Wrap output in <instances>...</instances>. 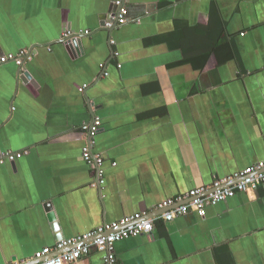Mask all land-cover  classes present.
Instances as JSON below:
<instances>
[{
  "label": "crops",
  "instance_id": "1",
  "mask_svg": "<svg viewBox=\"0 0 264 264\" xmlns=\"http://www.w3.org/2000/svg\"><path fill=\"white\" fill-rule=\"evenodd\" d=\"M128 10V24L108 29L112 0H0V57L33 49L24 73L35 83L0 65V153L29 152L0 166V264L264 160V0H130ZM84 31L71 54L62 37ZM95 117L101 190L82 158L81 127ZM116 256L264 264V185L159 220L152 234L117 243Z\"/></svg>",
  "mask_w": 264,
  "mask_h": 264
},
{
  "label": "built area",
  "instance_id": "2",
  "mask_svg": "<svg viewBox=\"0 0 264 264\" xmlns=\"http://www.w3.org/2000/svg\"><path fill=\"white\" fill-rule=\"evenodd\" d=\"M130 0H112L116 13L105 23V27L112 29L129 23L128 3ZM139 21V20H138ZM90 31L67 33L61 41L68 43L72 39L89 36ZM115 44V41H111ZM118 55V54H116ZM33 58V49L24 50L18 54H7L0 57V65L14 63L25 72V66ZM103 67V66H101ZM120 67V66H119ZM108 76V73H104ZM87 86L79 88L84 93ZM102 128V120L95 117L85 122L81 131L86 136V143L82 149V158L94 175L92 186L96 189L104 187L105 157L95 151L96 139ZM28 151L0 153V166L5 163H15L28 155ZM116 164H114L115 166ZM264 185V160L239 170L226 178H216L212 184L192 189L189 192L166 200L155 208L124 217L116 222L105 224L81 236L59 242L53 248H45L26 262L16 264H76L93 250L102 255L103 264H117L116 244L143 234H152L155 223L159 220L171 222L191 212L202 211L207 206H216L235 197L238 193L256 190ZM161 211L162 214H156Z\"/></svg>",
  "mask_w": 264,
  "mask_h": 264
},
{
  "label": "water",
  "instance_id": "3",
  "mask_svg": "<svg viewBox=\"0 0 264 264\" xmlns=\"http://www.w3.org/2000/svg\"><path fill=\"white\" fill-rule=\"evenodd\" d=\"M115 28L116 27H114L113 29H115ZM80 40L81 39H72L68 43H66V46L68 47V50H69V52H71V54L78 53V49H79L78 47L80 46V43H81ZM20 78L22 79L23 82L29 83L30 85L35 86V83L33 82L32 77H31L30 74L23 73V74L20 75ZM49 218H50L51 221H55V216L53 214H51ZM54 228L57 229L58 226L55 224ZM57 238L60 241L63 239V237L60 236V235H58ZM32 264H34V263H32Z\"/></svg>",
  "mask_w": 264,
  "mask_h": 264
}]
</instances>
